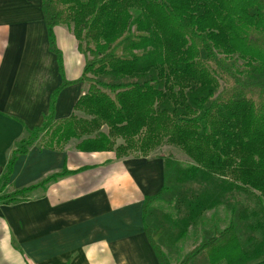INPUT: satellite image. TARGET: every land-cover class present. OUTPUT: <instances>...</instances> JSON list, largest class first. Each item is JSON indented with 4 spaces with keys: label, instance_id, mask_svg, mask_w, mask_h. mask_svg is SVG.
Here are the masks:
<instances>
[{
    "label": "trees",
    "instance_id": "16d2710c",
    "mask_svg": "<svg viewBox=\"0 0 264 264\" xmlns=\"http://www.w3.org/2000/svg\"><path fill=\"white\" fill-rule=\"evenodd\" d=\"M42 8L61 74L57 25L73 32L85 66L76 81L63 80L42 124L18 142L0 192L19 155L32 145L61 150L69 139L87 136L77 150H115L117 158L138 151L148 156L168 142L206 173L264 198V0H43ZM81 81L88 90L74 108L89 118H56L60 90ZM118 137L124 143L115 148ZM72 172L65 167L0 200L12 203ZM180 188L170 184L166 170L164 187L144 203L145 231L162 264H172L157 242L169 230L152 223L153 204L193 202L190 190ZM230 210L229 225L203 238L178 264H193L200 256L206 264H238L259 253L263 257L251 264H264V236L247 235L240 222L248 206L238 211L232 204Z\"/></svg>",
    "mask_w": 264,
    "mask_h": 264
},
{
    "label": "crops",
    "instance_id": "0c3cea01",
    "mask_svg": "<svg viewBox=\"0 0 264 264\" xmlns=\"http://www.w3.org/2000/svg\"><path fill=\"white\" fill-rule=\"evenodd\" d=\"M43 0H0V190L12 151L42 124L63 80L76 81L85 56L67 26L54 28L64 76L51 51ZM87 92L74 82L60 90L56 118L68 117ZM162 155L61 150L34 144L17 158L10 194L65 167L74 171L12 203L0 200V264H162L143 220L145 199L165 185Z\"/></svg>",
    "mask_w": 264,
    "mask_h": 264
},
{
    "label": "rangeland",
    "instance_id": "374dc122",
    "mask_svg": "<svg viewBox=\"0 0 264 264\" xmlns=\"http://www.w3.org/2000/svg\"><path fill=\"white\" fill-rule=\"evenodd\" d=\"M74 114L77 117L89 118L81 110H75ZM101 130L107 132L108 128L103 126ZM43 135L44 133L40 135V139ZM86 137H73L63 144V148L67 146L76 148V145ZM123 143L124 139L118 137L115 140V148ZM112 151L115 152V150ZM132 154L138 155L140 152ZM148 155L164 156L168 163L167 173L170 184L177 188L181 187L182 190L188 188L191 195L189 200L194 198L193 202H186L182 207L176 205L177 198H174L172 203L160 199L153 204L157 208V212L151 220L152 223L156 227L164 226L169 230V234H164L157 242L162 246L172 264H178L203 238L227 227L232 218L230 210L232 204L238 207V211L242 210L244 206H248V211L243 213L244 217L240 221L244 223L243 230L247 235L254 234L257 235L256 238L264 236V198L260 197L258 193L233 181L206 173L198 168L195 162L180 148L168 142L164 141ZM247 237L249 238V236ZM261 257L263 255L260 253L254 254L238 264H251ZM193 264H206V262L200 256ZM220 264L226 263L221 262Z\"/></svg>",
    "mask_w": 264,
    "mask_h": 264
}]
</instances>
